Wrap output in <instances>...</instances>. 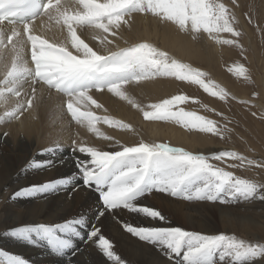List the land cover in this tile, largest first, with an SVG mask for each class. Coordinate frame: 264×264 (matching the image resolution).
<instances>
[{
    "label": "snow or ice",
    "instance_id": "snow-or-ice-1",
    "mask_svg": "<svg viewBox=\"0 0 264 264\" xmlns=\"http://www.w3.org/2000/svg\"><path fill=\"white\" fill-rule=\"evenodd\" d=\"M137 12L151 13L171 21L181 31L202 29L218 43L238 45L237 40L221 39L218 35L230 33L234 37L240 36L233 26L231 10L219 0H75L74 3L73 0H0V22L13 25L10 34L0 30V73L3 74L0 98L5 103L11 96L19 98L23 85L29 80L33 85L43 83L48 89L66 97V111L73 121L86 124L90 132L106 141H111L112 137L100 132L97 123L129 130L132 126L110 115H97L92 107L103 109V105L90 95L92 90L100 93L106 90L127 101L148 121H171L189 131L198 130L217 136L229 131L227 125L218 127L217 121L196 111L185 110L181 105L190 100L198 102L188 95L174 94L146 108L128 95L126 85L154 81L160 77L198 85L205 93L221 101H226L230 95L208 78V73L182 62L151 42L129 44L125 40V46L120 47L115 39L109 38L117 37L121 26L129 23L125 17ZM42 17H47L49 22L60 28L61 39L50 40L35 34V21ZM16 24L21 27H15ZM41 24L44 25L43 20ZM78 29L91 30L103 51L90 46L82 34H78ZM29 49L31 65L26 59ZM228 71L248 79L247 69L242 64H234ZM36 93L37 89L32 87L30 98L17 99L14 110L7 112L6 117L19 118L26 108H33ZM81 105L85 110H81ZM115 143L118 150L105 151L73 140L71 158L80 173L78 178L82 179V185L75 184L77 173L73 172L70 176L20 188L11 199L55 195L75 184L72 191L67 192L69 199L81 187L98 194L95 222L103 223V218L112 216L113 210L117 209L162 222L166 217L158 209L139 203L140 198L164 193L187 201L228 204L238 199L254 198L258 191L264 190V184L243 179L212 162L232 160L239 161V165H229L232 168L245 163L264 168V160L249 159L236 151L205 154L167 142H146L144 139L131 146L120 141ZM62 151L63 146L59 143L55 147L41 149L21 172L50 171L64 164L69 157L58 159ZM77 152L85 159L76 156ZM259 198L264 200V196ZM121 224L139 241L151 244L163 255L174 258V264H244L253 258H264V245L246 243L234 235L203 234L181 227L135 226L122 220ZM2 235L27 241L34 247H40V242L44 241L53 254L63 256L65 264H78L73 257L80 249L75 247L74 239L86 236L85 243L96 240V246L108 260L128 264L113 251V242L101 234V228L96 223H89L86 212L60 222L26 223L7 229ZM64 249L74 250L68 256ZM17 259L22 264H30L22 256Z\"/></svg>",
    "mask_w": 264,
    "mask_h": 264
},
{
    "label": "bare ground",
    "instance_id": "bare-ground-1",
    "mask_svg": "<svg viewBox=\"0 0 264 264\" xmlns=\"http://www.w3.org/2000/svg\"><path fill=\"white\" fill-rule=\"evenodd\" d=\"M74 2L75 0H73ZM125 18L129 20V23L121 26L120 34L115 38L109 37L115 39L116 44L120 47L125 46V40L129 44L148 41L169 52L170 55L191 63V65L194 60L204 61V59L211 64L213 59L220 54L218 51L223 52V49H219V45H215L213 54L209 56L207 54L204 58L203 53H200L201 48L214 44L208 34L204 32L200 34L191 31L190 28L188 31H181L177 24L165 21L151 13L137 12ZM41 20L44 21L43 26ZM12 27L13 25L9 23L0 22V30L7 34H10ZM15 27L21 26L16 24ZM34 30L35 34L44 35L50 40L62 38L60 28L54 26V22H49L47 17L38 18L35 21ZM78 34H82V38L94 49L103 51L99 47L98 40L93 38L94 33L91 30L78 29ZM26 59L31 65L30 49L26 52ZM216 63L217 61L213 64L215 76H219L218 78L226 83V76ZM2 75L0 73V79H2ZM256 79L261 81L259 78ZM261 82L263 83V87L260 88L261 96L256 102L258 106L262 107L264 104L262 102L264 79ZM32 87L37 89V98L33 108H26L19 118L6 117L7 112L14 110L17 99L27 100L30 98ZM177 87L175 79L160 77L154 81L126 85L125 90L130 97L146 108L147 105L166 97L167 93H174ZM244 93H246L245 90ZM90 95L103 105V109L92 107L97 115H110L115 119L122 120L130 124L132 130L114 128L99 122L97 128L100 132L112 137L111 141L104 140L102 136L90 132L86 124H77L73 121L64 105L66 97L54 89H48L43 83L33 85L29 80L23 85L19 98L11 96L7 103L3 98H0V128L6 131L5 136L2 135L3 132H0V250H3L0 252V264H22L17 259L19 256L30 261V264H65L62 256L53 254L43 246L44 241L40 242V247H34L27 241L6 237L2 233L9 228L26 223L60 222L84 212L87 213L89 223H96V226L101 228V234L113 242V251L128 264H174V262L169 260L168 256H162L157 247L139 241L138 238L127 233L122 228L121 220L125 223H133L135 226L181 227L188 231L204 234L223 230L224 232L237 233L241 237L244 236L245 238L242 237L244 240L247 238L250 241H257L259 245L264 243V203L259 204V199L253 198L241 199V204L232 207L220 204V202H187L175 199L168 194L152 193L140 198L138 202L158 209L166 217L165 221L150 220L138 216V214L129 213L127 210L117 209L113 210L112 216L106 215L103 218V223L95 222V210L99 203V196L96 193L81 187L73 192L71 199L67 195V192L72 191L75 184L82 185V179L78 178L80 173L75 166L74 159L71 158L72 140L105 151L118 150L119 146L116 145V141L131 146L133 143L139 142L140 139H144L146 142L168 140L167 142L182 144L193 151L203 153L216 151L218 146L222 147V143L211 133H190L186 128L171 121L145 120L141 111L106 90L103 93L92 90ZM210 101L212 104L216 103L213 100ZM81 110H85L83 105H81ZM259 133L262 142H260V146L253 144L252 148L259 152V155L264 156V127ZM57 143L63 146V151L58 154L57 158L69 157L64 164L58 165L50 171L21 172V169L34 154L41 149L55 147ZM76 156L85 159L78 152ZM36 158L41 159L39 156ZM227 163L222 164L231 165ZM73 172L77 173V178L75 184L68 186L67 191H61L55 195L11 199L14 192L20 188L70 176ZM261 208H263L262 211L256 212ZM86 238L85 236L83 239H74L75 247L80 249L73 257L78 264H116L115 260L107 258L106 261L104 260L103 254L96 246V240L85 243ZM73 250L66 249L64 252L71 256ZM8 253L16 254V256H10ZM244 264H264V258H253L250 261H245Z\"/></svg>",
    "mask_w": 264,
    "mask_h": 264
},
{
    "label": "rangeland",
    "instance_id": "rangeland-1",
    "mask_svg": "<svg viewBox=\"0 0 264 264\" xmlns=\"http://www.w3.org/2000/svg\"><path fill=\"white\" fill-rule=\"evenodd\" d=\"M219 2L224 3L231 10V13L234 16L233 26L237 31L240 32V36L234 37L230 33H220L218 35L221 39H235L238 41V45L218 43L212 38L214 44H210L201 48L200 53H203V57L205 58L207 54L208 56L213 54V47L215 45H219V49H223V52L218 51L220 54L217 58L213 59L211 64L206 62L205 59L204 61L194 60L192 62V66L205 71L208 73V78L215 81L221 87L225 88L230 93L228 99L226 101H221L218 97H212L205 93L198 85L177 80H175L178 84L177 90H175L174 93H167V96L164 98H168L174 94L188 95L198 102L193 103V101L190 100L188 103L181 105L185 108V110L196 111L200 115H204L217 121L218 127L223 128L225 125H227L229 131L222 133L220 136L212 134L213 137L222 143V147L218 146L216 151L209 153L218 152L221 150H232L248 157L249 159L261 161L264 160V156L259 155V152L252 148L254 147L252 145L255 144V146H257L258 144L260 146V142H262V140L261 134L259 132L262 130V127H264V104L261 107L258 106L256 102L261 96L260 88L263 87V83L261 81L264 79V0H219ZM195 32H199L201 34L204 31L201 29ZM204 33L208 34L207 32ZM177 59L187 63V61L183 59ZM216 61L218 63H216V65L226 76V83L219 79V76H215L216 73L213 70V64ZM237 63L242 64L247 69L246 75L248 79H245L244 77H238L228 71L229 67ZM256 78L261 79V81H258ZM244 90L246 93H244ZM232 97H235V99H232ZM210 100H213L216 103L212 104ZM241 101H248V103H241ZM262 102H264L263 96ZM65 103L66 100L64 101V105ZM253 113H255V115H253ZM2 130L3 129L0 128V132H3L2 135L5 136L6 131ZM186 130L189 131L188 129ZM189 132L206 134L198 130H191ZM167 141L168 140L165 142ZM167 143H170L173 146L184 147L186 150L193 151V149L185 147L182 144H176L173 142ZM193 152L197 151L194 150ZM212 162L219 164V166L224 167L226 170L232 171L235 175L243 179H249L257 183L264 184V168H258L255 165L249 166L246 163L244 166L232 168L229 167V165H224L219 161ZM227 162V164L235 163L239 165V161ZM260 196H264V190L258 191L253 199H259V204H262L264 203V200L260 199ZM175 199L184 200L183 198L179 197ZM241 201V199H238L235 202L228 203L227 205L235 207L236 205L241 204ZM258 209L256 212L263 210V208L260 210ZM219 233L228 234L229 232L220 230L219 232H213L212 234ZM233 234L237 238L239 237L238 239L244 240L245 238L244 236H242L244 237L242 238L237 233H229L228 235ZM244 241L253 245H259L257 241H250L247 238ZM262 245H264V243ZM43 246L50 250V247L45 242H43ZM63 251H66V249ZM159 253L163 256L161 251ZM102 257L106 261V257L103 255ZM168 259L174 262V258L168 257Z\"/></svg>",
    "mask_w": 264,
    "mask_h": 264
}]
</instances>
